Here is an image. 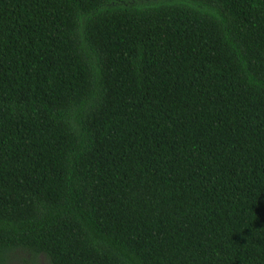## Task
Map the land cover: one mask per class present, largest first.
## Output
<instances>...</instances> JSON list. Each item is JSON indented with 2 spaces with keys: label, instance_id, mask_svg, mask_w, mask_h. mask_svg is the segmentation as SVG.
<instances>
[{
  "label": "trees",
  "instance_id": "trees-1",
  "mask_svg": "<svg viewBox=\"0 0 264 264\" xmlns=\"http://www.w3.org/2000/svg\"><path fill=\"white\" fill-rule=\"evenodd\" d=\"M264 264V0H0V264Z\"/></svg>",
  "mask_w": 264,
  "mask_h": 264
},
{
  "label": "rangeland",
  "instance_id": "rangeland-1",
  "mask_svg": "<svg viewBox=\"0 0 264 264\" xmlns=\"http://www.w3.org/2000/svg\"><path fill=\"white\" fill-rule=\"evenodd\" d=\"M16 264H21V261L16 260ZM39 264H50L44 257L39 258L38 261ZM26 264H31V263H26Z\"/></svg>",
  "mask_w": 264,
  "mask_h": 264
}]
</instances>
